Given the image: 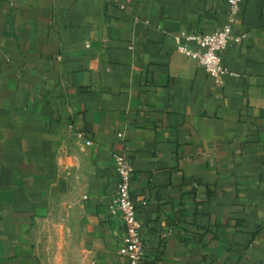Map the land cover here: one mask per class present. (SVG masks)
Masks as SVG:
<instances>
[{"label":"crops","instance_id":"obj_1","mask_svg":"<svg viewBox=\"0 0 264 264\" xmlns=\"http://www.w3.org/2000/svg\"><path fill=\"white\" fill-rule=\"evenodd\" d=\"M240 7L217 78L175 36L223 28L228 0H0V264H43L38 225L75 191L91 264H130L116 153L144 264H264V0Z\"/></svg>","mask_w":264,"mask_h":264},{"label":"built area","instance_id":"obj_2","mask_svg":"<svg viewBox=\"0 0 264 264\" xmlns=\"http://www.w3.org/2000/svg\"><path fill=\"white\" fill-rule=\"evenodd\" d=\"M228 2L230 18L223 28L209 34L192 31L189 33L181 32L175 36L177 50L197 60L201 67L211 76L217 78H224L229 73L223 61L222 53L230 41L237 39V36L233 34V23L241 9V0H228ZM190 44L195 47H191ZM87 46H89L88 43ZM78 137L84 140L88 146L93 144V141L87 138L84 132L78 133ZM119 137L124 138V133H119ZM113 166L118 177V186L114 200L110 205V213L122 221L125 230L119 254L128 257L130 264H144L147 247L142 233L139 207L132 191L134 169L125 153L114 154Z\"/></svg>","mask_w":264,"mask_h":264},{"label":"rangeland","instance_id":"obj_3","mask_svg":"<svg viewBox=\"0 0 264 264\" xmlns=\"http://www.w3.org/2000/svg\"><path fill=\"white\" fill-rule=\"evenodd\" d=\"M81 205L77 191L56 196L51 214L38 225L43 264H91V242Z\"/></svg>","mask_w":264,"mask_h":264}]
</instances>
